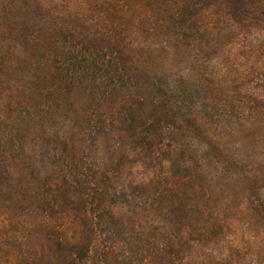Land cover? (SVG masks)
Masks as SVG:
<instances>
[{
    "label": "trees",
    "instance_id": "trees-1",
    "mask_svg": "<svg viewBox=\"0 0 264 264\" xmlns=\"http://www.w3.org/2000/svg\"><path fill=\"white\" fill-rule=\"evenodd\" d=\"M0 264H264V0H0Z\"/></svg>",
    "mask_w": 264,
    "mask_h": 264
},
{
    "label": "rangeland",
    "instance_id": "rangeland-1",
    "mask_svg": "<svg viewBox=\"0 0 264 264\" xmlns=\"http://www.w3.org/2000/svg\"><path fill=\"white\" fill-rule=\"evenodd\" d=\"M128 180V177H126V181Z\"/></svg>",
    "mask_w": 264,
    "mask_h": 264
}]
</instances>
